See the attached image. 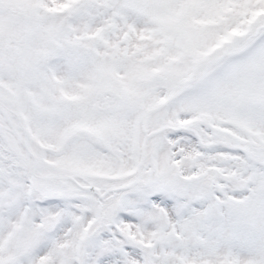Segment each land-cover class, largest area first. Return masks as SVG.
I'll use <instances>...</instances> for the list:
<instances>
[{
	"label": "snow or ice",
	"instance_id": "obj_1",
	"mask_svg": "<svg viewBox=\"0 0 264 264\" xmlns=\"http://www.w3.org/2000/svg\"><path fill=\"white\" fill-rule=\"evenodd\" d=\"M0 264H264V0H0Z\"/></svg>",
	"mask_w": 264,
	"mask_h": 264
}]
</instances>
